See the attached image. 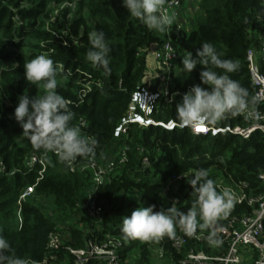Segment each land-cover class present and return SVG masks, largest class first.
I'll return each instance as SVG.
<instances>
[{"label": "trees", "instance_id": "1", "mask_svg": "<svg viewBox=\"0 0 264 264\" xmlns=\"http://www.w3.org/2000/svg\"><path fill=\"white\" fill-rule=\"evenodd\" d=\"M66 3L77 7L76 16L69 25L73 39L61 30L46 31L42 26L52 5ZM69 12L67 8L62 14L66 16ZM257 18L264 21V0H199V13L189 33L182 32L181 46L187 54L195 55L202 43L210 42L221 59L237 61L239 69L230 75L253 98L255 89L246 62V52L252 42L248 39L245 20L254 25ZM93 31L104 32L111 48L107 73L86 59ZM161 41L157 31L149 30L127 13L122 0H0V160L6 173L15 172L12 177L0 176V235L8 239L10 255L23 258L28 264L42 262L50 234L59 226L67 227L75 222L68 230L64 247H84L86 239L92 235L82 232L79 228L82 225L94 231L96 237L108 233L121 239L125 244L122 256L136 254L139 264H154L150 244L156 245V241L126 240L121 227L111 220H106L98 230L77 209V204L90 177L89 172L80 173L79 169L90 158L102 162L110 158L116 129L144 76L145 53L142 50ZM40 52L47 53L58 68L57 92L71 102L69 107L74 119L70 123L79 126L83 136L98 142L95 156L78 158L73 163V171L61 163L54 152L37 150L22 134L12 115L21 95L38 98L45 92L42 82L33 85L24 78V63ZM58 66H62V70ZM202 70L198 65L185 83L199 84ZM85 87H90V91L83 96ZM179 101L167 106L159 120L179 123L175 111ZM241 124L239 117H229L214 126L227 128ZM129 138V146L147 147L151 160L158 163L140 175L129 151V164L99 189V201L114 203L118 215L130 207L167 209L170 206L162 197L164 188L172 176L189 169L217 167L235 182L247 183L256 193L261 191L257 179L264 169V136L259 132L243 140L230 134L194 136L188 130L166 132L150 128L140 132L134 128ZM157 149L160 156L155 153ZM32 152L44 156L45 170L41 176L38 175L39 167H26ZM208 178L216 182L217 175ZM34 184V193L19 208L20 194ZM175 196L185 204L182 211L191 208L196 199L190 182L182 183ZM244 211V206L234 207L227 216L240 215ZM225 219L222 217L216 224H225ZM174 257L177 260V256ZM56 264H73L66 249L58 253Z\"/></svg>", "mask_w": 264, "mask_h": 264}, {"label": "built area", "instance_id": "2", "mask_svg": "<svg viewBox=\"0 0 264 264\" xmlns=\"http://www.w3.org/2000/svg\"><path fill=\"white\" fill-rule=\"evenodd\" d=\"M186 0H166L164 5V17L170 21L166 32H158L162 41L151 44L148 48L142 50L145 53V72L141 80L140 87L132 95L128 111L119 123L116 129L114 141L111 145V155L106 162L96 161L90 158L83 167L79 169L80 173L89 172V185L84 190L77 209L94 224L98 230L106 221L122 222L124 217L130 216L136 210V207L124 209L122 213L117 214V207L114 203L109 205L107 202L99 201L98 191L101 187L111 182L116 174L121 173L122 169L130 162L128 152L133 155L135 168L140 175L158 163L157 160H151V152L147 147L130 143L131 130L137 128L147 130L150 128L161 129L166 132L175 130H188L194 136H217L219 134H230L240 137L243 140H249L251 136L259 132L264 136V126L255 127V122L239 116L242 120L241 125L234 127L220 128L214 125L209 126H180V123L173 121L159 120L167 106L172 105L176 100L187 92L197 83H185L189 74L182 72V59L187 55V50L182 48L180 39L182 32L189 33L193 21L196 17H190L191 8H194L192 1H189V19L188 27L179 23L178 16L182 8V2ZM198 7L195 11L199 13V0H195ZM71 5V4H69ZM194 18V19H193ZM248 26V39L252 45L246 52V62L248 75L251 85L255 92L253 98L256 100L257 108L264 113V21L257 18L254 25L245 20ZM50 31V30H48ZM71 34V32L66 33ZM71 37V36H70ZM73 39V37H71ZM62 70L61 66H58ZM90 91V87H85V96ZM174 93H179L173 98ZM264 125V120L259 122ZM175 124V127H171ZM81 126H84L82 123ZM155 153L160 156L157 149ZM44 156H39L32 152L26 160V167L33 169L39 167L38 175L41 176L45 170L43 162ZM70 171L74 170L72 164ZM196 169H189L182 174L172 176L162 192V197L169 206L176 204L181 210L185 204L180 203L175 196L178 194V188L182 183L190 182L191 177L195 175ZM209 176L217 175L216 186L218 191L228 188L232 190L235 200L234 207L244 206L245 211L240 215L227 216L225 224L198 228L194 235L188 236L177 226L175 238L164 237L157 244H150L152 248V260L158 262H167L169 264H264V169L258 175V181L261 185V191L256 193L248 188L245 182H235L230 176L226 175L224 170H218L217 167L206 169ZM5 166L0 160V176L8 175L12 177L15 172L6 173ZM147 175H150L148 173ZM153 180V177H150ZM39 179L36 181V183ZM140 179L137 180L139 182ZM35 184L22 191L18 200V206L34 193ZM19 216V215H18ZM72 222L67 227L59 226L52 232L48 238L46 255L42 262L38 264H56L58 253L63 249L71 255L73 264H139V256L136 254H124V242L111 235L103 234L96 237L94 231L79 225V228L85 234L92 235L85 241L83 248L74 249L64 247L68 240L69 228L75 226ZM122 227V223L119 225ZM216 232L222 244L220 246L211 245L208 237L211 232ZM94 235V236H93ZM150 242V241H149ZM169 245V248H167ZM171 249V250H170ZM177 256V260L174 255Z\"/></svg>", "mask_w": 264, "mask_h": 264}, {"label": "clouds", "instance_id": "3", "mask_svg": "<svg viewBox=\"0 0 264 264\" xmlns=\"http://www.w3.org/2000/svg\"><path fill=\"white\" fill-rule=\"evenodd\" d=\"M166 0H122L123 7L131 17L144 24L149 30L166 32L170 23L164 15ZM91 47L86 59L95 67L109 71L111 48L102 31H93L89 36ZM200 83L185 92L175 111L180 126H209L229 117L243 116L262 127L264 120L250 98L249 91L239 81L231 77L239 69L237 61L221 59L210 42L202 43L195 55L188 53L182 59V72L191 74L197 66ZM24 78L33 85L43 83L44 94L38 98L21 95L13 111V118L22 129V134L37 149L54 152L61 163L71 166L78 158L94 157L98 142L82 135L81 128L70 122L74 113L70 101L57 92L58 68L52 58L45 53L24 63ZM62 67V66H61ZM219 69L220 71H216ZM179 93H174L173 98ZM172 124L171 127H175ZM209 172L200 168L190 179V186L196 199L191 208L182 211L176 206L155 211V206L138 207L130 216L122 219L121 233L126 240L159 242L164 237L175 238L177 226L186 235L192 236L198 228L208 227L227 217L234 206L232 190L218 191L214 180L208 178ZM211 245L220 246L223 242L216 232L208 237ZM11 252L8 239L0 235V264H28Z\"/></svg>", "mask_w": 264, "mask_h": 264}, {"label": "rangeland", "instance_id": "4", "mask_svg": "<svg viewBox=\"0 0 264 264\" xmlns=\"http://www.w3.org/2000/svg\"><path fill=\"white\" fill-rule=\"evenodd\" d=\"M192 1V0H190ZM194 8H191V15L190 17H195V15L197 14V11H195V6L196 8L198 7V4L195 3L194 1H192ZM183 7H186V3H183ZM69 9V14L64 16L62 13L65 9ZM76 11H77V7L75 4H71L69 5V3H66L64 5H52L49 9V12L45 15V17L43 18L42 21V26L43 29L48 31L51 29H58L61 30L63 32H66L69 34L70 32V23L71 21L75 18L76 16ZM190 14V12H189ZM194 19V18H193ZM194 24V22H193ZM40 54H43L42 52H40ZM195 158V157H193ZM122 222L117 219L116 220V225H120ZM154 264H169L168 261L167 262H158L155 260L154 258Z\"/></svg>", "mask_w": 264, "mask_h": 264}, {"label": "crops", "instance_id": "5", "mask_svg": "<svg viewBox=\"0 0 264 264\" xmlns=\"http://www.w3.org/2000/svg\"><path fill=\"white\" fill-rule=\"evenodd\" d=\"M189 1L190 0H186L184 1L183 3H186V7L184 8L183 5H182V8H181V11H180V14L178 16V19H179V23H181L184 27H188L189 25Z\"/></svg>", "mask_w": 264, "mask_h": 264}]
</instances>
